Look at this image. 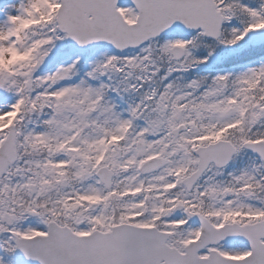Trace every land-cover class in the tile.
<instances>
[{
  "label": "rangeland",
  "instance_id": "obj_1",
  "mask_svg": "<svg viewBox=\"0 0 264 264\" xmlns=\"http://www.w3.org/2000/svg\"><path fill=\"white\" fill-rule=\"evenodd\" d=\"M59 6L60 0H0V64L3 65V68H0V132L9 128L15 120L21 122V100L25 96H30L31 106L29 109L31 111H35L32 105L35 108L38 105L48 107L52 111L42 114L41 117H45L44 121L51 123L56 129L50 139H59L60 141L61 147L58 148L60 159L55 169L71 167L76 155L80 158L82 153L87 152H82L81 146L90 149L91 153L89 159L86 155L80 158L84 166L78 171L75 179H82V176L86 175L88 161L90 164L88 169L91 172H96L102 165L113 164L117 174L116 184L124 186L114 190V193L112 192L109 196H104L102 185L92 175L88 180L90 195L77 194L79 199L83 197L85 207L77 210L68 206L70 193L62 194L65 203L62 204V207L66 208L68 215L78 219L80 224L78 234H88L95 229L109 230L117 221H126L125 219L137 217L141 218L139 226H155L157 221L160 218L163 219L168 213L165 206L157 200L162 196V191L156 188L158 186L156 182L164 180L166 174L153 177L149 181L142 179L139 171L143 161L137 157L138 139L146 143V158L154 156L179 157L178 167L181 168L188 161V157L182 155V146L173 142V116L177 111L186 109L182 122H188L190 131L183 137V140L191 143L204 121L208 120L210 125H214V120H217L218 117L213 113L225 111L233 103L236 104V114L233 118L224 121V126L240 124L248 118L247 121L251 127H264L263 103L257 101L258 109L253 107L247 112L246 101L239 102L235 93H231L227 96L229 104L222 105L221 97L225 96L224 93L229 90L228 82L227 80L224 82V80L227 77L233 79L234 68L229 71L216 69L213 81L218 80L219 86L216 91L213 90L211 95L204 94L207 100L203 102L199 101L203 96L202 92H200L201 96L192 102L191 98L195 93L184 97L183 93L177 91L173 100H168L157 106L145 104L141 109L142 103L144 104L147 99L146 95H142V103L138 106L135 105L136 109L128 113L126 112L127 107L122 106L118 100L109 96L105 100L104 113L110 122L120 120L119 124H111L108 130L112 137L111 143L115 146L113 147L115 150H112L111 146L107 145V133L103 136L101 130H96V126L99 122V105L106 98L102 91L103 87H111L119 79L126 80L130 77L120 74L118 68H113L114 64L120 65L124 61V66L127 63L130 67L135 66L139 73V79L146 78V81H150L151 73L156 79V76H159L167 68L170 57L166 50H170L175 45H189L192 38L167 37L160 43H156L152 47L149 46V49L143 48L140 53L135 50L129 51L122 54V57H119L117 52L104 48L98 49L93 54L70 51L66 47L63 48L65 38L56 32L54 15ZM220 8H224L228 14L229 20L226 22L225 31L228 40L233 43L245 41L243 44H246L250 40V34L264 26L263 0H232L229 3L221 1ZM121 12L130 23L136 21L137 12L133 6L122 7ZM59 43H62V47ZM46 44L50 48H46L44 51ZM150 52L152 53L151 61L139 58L142 54ZM213 61L214 64L221 63L215 58ZM25 65L31 66L33 70L28 74L26 82L22 86L21 79L17 74L22 72V67ZM258 66L245 67L239 78L247 81L254 90L257 89L254 87L256 80L264 71V60L259 62ZM104 67H107L111 72L103 73ZM210 69L215 70L214 68ZM9 77L14 78L9 80ZM171 77L172 71L164 74L163 80L156 79L157 85L159 86L164 81H170ZM9 82L13 87L8 86ZM26 85H30L31 88L27 94H24ZM171 88L170 84V90ZM14 89L18 91L15 92ZM194 89L197 90L196 92L201 90L198 86L193 85L190 92H194ZM118 98L122 103H125L123 98L120 96ZM200 103L207 104L201 108L198 106ZM146 108L147 112H145ZM251 110L254 111L253 114H251ZM87 129L90 130V138ZM125 131H130L129 138L126 137ZM257 132H264V129ZM44 136L46 134L38 130L23 134V138L33 141H43ZM183 140L181 139L178 143L184 145ZM125 141H129V143L123 145ZM67 144L71 145L68 150L66 149ZM125 173H129L128 176H125ZM147 182L149 184L146 186ZM259 184L262 185L261 180H259ZM115 197L116 200H119L118 206L121 214L118 215V218L121 220L117 219L113 206H109L110 200ZM213 199L219 200L218 196H213ZM227 204H230V201H227ZM237 205H228L230 207L228 212H223V209L218 206L214 208L220 223H225L229 219H237L243 207H245V213L251 218L264 216L263 208L254 206L252 203L247 206ZM51 214L53 215V212ZM162 223L164 224L162 227L166 231L169 226L181 224L177 220ZM184 227L189 234L198 237L200 228L196 224L190 223ZM7 244L10 247L13 245L10 239L7 240ZM3 261L4 258L0 254V264H4ZM19 264H27V262L23 261Z\"/></svg>",
  "mask_w": 264,
  "mask_h": 264
},
{
  "label": "water",
  "instance_id": "obj_2",
  "mask_svg": "<svg viewBox=\"0 0 264 264\" xmlns=\"http://www.w3.org/2000/svg\"><path fill=\"white\" fill-rule=\"evenodd\" d=\"M124 3L136 5L137 24L128 25L117 11L118 5ZM58 23L75 50L105 43L123 52L141 47L150 38L175 32L203 30L207 38L217 40L222 33L223 15L214 0H62ZM255 35L257 40H264V28ZM257 148L264 150V145L258 144ZM205 150V166L212 161L226 166L234 154L226 143ZM150 165L151 170H156L162 161L154 160ZM110 174L107 170L99 173L100 177ZM194 217L203 222L204 231L200 241L190 244L184 255L167 245L168 234L128 225L88 237L55 228L49 238L25 242L20 250L40 264H214V260H202L198 254L220 235L207 220Z\"/></svg>",
  "mask_w": 264,
  "mask_h": 264
},
{
  "label": "flooded vegetation",
  "instance_id": "obj_3",
  "mask_svg": "<svg viewBox=\"0 0 264 264\" xmlns=\"http://www.w3.org/2000/svg\"><path fill=\"white\" fill-rule=\"evenodd\" d=\"M264 56V55H263ZM260 57V56H259ZM258 57V58H259ZM257 58V59H258ZM218 138V137H217ZM15 173L13 172V171H11L10 172V175H14ZM13 213H15V210H13ZM16 215L17 214H13V217L15 218L16 217ZM14 230H16V228L14 227ZM19 230L20 231H18V232H24V233H26V231H27V228H26V226H24V225H20L19 226ZM15 233V232H14ZM38 234H45L46 233V229H45V224L44 223H41L40 224V230L37 232ZM241 242H236V243H234L233 245H227V244H224L221 248L222 249H224V248H226L228 251H229V255H231V256H234V257H236L235 255H233V254H237V253H235V252H233V249H237V248H239V244H240Z\"/></svg>",
  "mask_w": 264,
  "mask_h": 264
},
{
  "label": "trees",
  "instance_id": "obj_4",
  "mask_svg": "<svg viewBox=\"0 0 264 264\" xmlns=\"http://www.w3.org/2000/svg\"><path fill=\"white\" fill-rule=\"evenodd\" d=\"M173 244L176 245V246H181L183 243H182V240L181 239L177 240L175 238V239H173Z\"/></svg>",
  "mask_w": 264,
  "mask_h": 264
}]
</instances>
